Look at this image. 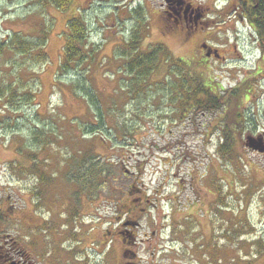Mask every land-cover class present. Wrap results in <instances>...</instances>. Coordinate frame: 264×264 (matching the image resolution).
Here are the masks:
<instances>
[{"label": "rangeland", "instance_id": "1", "mask_svg": "<svg viewBox=\"0 0 264 264\" xmlns=\"http://www.w3.org/2000/svg\"><path fill=\"white\" fill-rule=\"evenodd\" d=\"M148 1L73 0L61 10L0 0V88L18 89L10 102L0 98V264H128L129 228L138 264H264V153L248 145L264 135V60L253 29L236 19L214 28L227 60H194L193 70L187 48L169 43L148 10L162 0ZM76 14L88 25L86 57L63 73L64 32ZM15 32L42 37L46 60L7 47ZM132 33L133 53L164 44L187 61L205 99L208 89L240 90L229 113L244 128H235L230 154L220 151L224 128L208 134L211 114L187 116L191 100L179 111L177 85L158 90L186 78L179 61L172 71L159 62L137 87L149 68L129 70ZM135 183L143 184L130 189ZM153 229L157 238L143 242Z\"/></svg>", "mask_w": 264, "mask_h": 264}, {"label": "trees", "instance_id": "2", "mask_svg": "<svg viewBox=\"0 0 264 264\" xmlns=\"http://www.w3.org/2000/svg\"><path fill=\"white\" fill-rule=\"evenodd\" d=\"M73 0H39V2L42 4L43 8H47L48 6L56 7L61 10H67L69 9L70 4ZM240 9L242 11V17L243 20L248 22L249 25L252 27L254 35L258 37V41L260 43V49L262 52V58L264 60V0H241L239 3ZM68 28L64 32L67 36V39H65V45L63 50V55L61 56V64L60 68L63 73H67V70L69 68L73 67L77 62L82 61L86 55H85V49L87 47V40H88V25L83 21V19L79 15H74L71 18L68 19ZM135 32V30H134ZM63 33V34H64ZM5 42V41H4ZM136 42V43H135ZM138 43V37L137 34L132 33L131 39L129 41H126V45L129 46L130 52H132L131 61L129 62L128 66L130 67L129 70L131 72L132 68L133 70L140 69L141 72H146V70L149 68L148 73H141L143 77H140V82H137V87H143V84L146 83L148 76L154 70L157 72V69L159 68V62L165 61L169 66V71H172L174 67H179L183 69L186 72V78L182 79L181 81L177 80L178 76L174 75V78L172 81L169 79L167 80V85L163 86L160 84L158 85V90H164L167 88L171 89V86L177 85L178 93L180 92V99L179 106H177V109L182 110L186 108V106L189 105V102L191 100V109L187 116L190 115V113L194 114H207L212 119V122L210 123L208 121L207 124V131L208 134H213L212 131H210V127H219L224 128V137L219 136V139L221 140L220 143V151L225 155V153L228 155L230 154L233 149L234 144V131L235 128L238 126L243 130V124L238 121V118L241 117L239 114H230V103L233 100V98H236L238 95L239 89H230V90H223L221 89L219 92H216L215 90L210 91L208 89V98H204V94H199L198 92H206L207 88H204V83L201 79L197 82V88L194 87L192 75L189 74L188 71H190L187 67V61H184L183 59L174 58L170 50L164 45V44H157L155 46L156 48H149L145 51V53L137 52L133 53L135 47H137ZM45 42L42 37H38L36 39H31L29 36L21 34L20 32H15L13 37L11 38V43L7 47L12 48L11 50L16 51L17 54L21 53L22 55H27L28 57H32L36 60H46L47 53L45 52ZM1 49L0 52L4 49V43L0 45ZM163 56L164 59H161L160 57ZM175 61H179L178 65L175 66ZM183 63V64H182ZM202 63V62H199ZM195 64H197L195 62ZM77 65V64H76ZM192 67V65H190ZM194 70L195 68L192 67ZM200 70V69H199ZM201 71V70H200ZM203 72V71H201ZM170 73L169 75H171ZM138 77V76H137ZM212 77L208 75L206 78L207 82L209 83L210 87L214 86L213 81L211 80ZM16 81V80H15ZM22 82V81H21ZM21 82H18V84H22ZM13 84V83H12ZM187 84V85H185ZM153 87L152 85L150 86ZM167 87V88H166ZM204 88V90H203ZM17 87L5 85L4 87L0 88V98H6L7 102H10V100L17 95ZM159 93H162L158 91ZM164 92V91H163ZM165 93V92H164ZM199 94V97H198ZM30 96H33L32 94H29ZM28 96V98H30ZM157 98V96H156ZM205 99V101H204ZM173 101V99H171ZM175 101V100H174ZM229 107V109H228ZM225 109V114L227 113L226 118L223 120H219L220 112ZM178 112V111H177ZM186 116V117H187ZM217 119L218 121L213 124V120ZM249 122V121H248ZM210 126V127H209ZM210 138V136H209ZM36 141L39 142V137L36 138ZM105 141V140H104ZM106 142V141H105ZM77 158L81 157L80 159H87V156H84L83 152H79V154H75ZM82 155V156H81ZM96 156V155H93ZM95 166H99L98 163H95ZM98 170V169H97ZM100 176L102 174V171L100 170ZM127 174V173H126ZM103 179H107V177H104ZM143 183H135L130 186V189H135L138 186H140ZM130 189H128V192H130ZM261 240V239H260ZM264 242V240H261ZM263 250V249H261ZM138 264V263H137Z\"/></svg>", "mask_w": 264, "mask_h": 264}, {"label": "flooded vegetation", "instance_id": "3", "mask_svg": "<svg viewBox=\"0 0 264 264\" xmlns=\"http://www.w3.org/2000/svg\"><path fill=\"white\" fill-rule=\"evenodd\" d=\"M146 2L149 4L148 0ZM240 2L241 0H225L224 5L221 8H217L215 0L210 1L209 4L195 0H162L160 7L151 6L148 10H150L152 18L154 15L157 17V25H159V29L163 31L165 34L164 38L169 43L170 41L179 40L184 44L183 46L187 48L185 51H188V61L191 65L194 60L205 63L213 58L223 61L227 60L229 53H222L223 49L221 47L223 45H220L221 47L215 45L217 43L213 41V30L217 26L229 24L233 19L244 21L239 6ZM255 37L256 42L260 45L258 37ZM253 139H255L254 144L259 148L258 151L261 150L260 152L264 153V135L256 134ZM130 211L129 209L127 213H131ZM4 214L7 215V208ZM129 223L131 221H128ZM125 237H127V252H133L127 262L128 264H137L136 253L132 249V245L137 244V235L129 228ZM153 238H157L156 229H153L150 235L147 233V237L143 242L150 243ZM13 262L18 264L15 261Z\"/></svg>", "mask_w": 264, "mask_h": 264}, {"label": "water", "instance_id": "4", "mask_svg": "<svg viewBox=\"0 0 264 264\" xmlns=\"http://www.w3.org/2000/svg\"><path fill=\"white\" fill-rule=\"evenodd\" d=\"M255 139H253V137H248V145L251 146L252 148H254L255 150L259 149L255 144H254ZM261 151V150H260Z\"/></svg>", "mask_w": 264, "mask_h": 264}]
</instances>
